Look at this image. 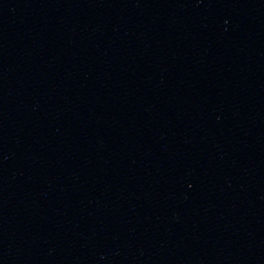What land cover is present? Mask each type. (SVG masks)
<instances>
[{"label": "water", "instance_id": "95a60500", "mask_svg": "<svg viewBox=\"0 0 264 264\" xmlns=\"http://www.w3.org/2000/svg\"><path fill=\"white\" fill-rule=\"evenodd\" d=\"M0 264H264V0H0Z\"/></svg>", "mask_w": 264, "mask_h": 264}]
</instances>
